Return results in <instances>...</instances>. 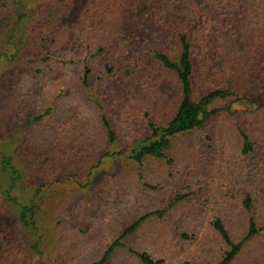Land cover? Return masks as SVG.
<instances>
[{
  "label": "rangeland",
  "instance_id": "1",
  "mask_svg": "<svg viewBox=\"0 0 264 264\" xmlns=\"http://www.w3.org/2000/svg\"><path fill=\"white\" fill-rule=\"evenodd\" d=\"M181 34L194 97L227 95L200 127L172 138L166 158L134 162L148 124L164 125L180 102L176 73L154 55L177 60ZM0 151L22 170L21 203L40 188L35 251L0 169V264H89L157 210L109 264H142L128 247L162 264H216L225 246L214 218L237 239L250 215L264 218V0H0ZM231 264H264V237Z\"/></svg>",
  "mask_w": 264,
  "mask_h": 264
},
{
  "label": "trees",
  "instance_id": "2",
  "mask_svg": "<svg viewBox=\"0 0 264 264\" xmlns=\"http://www.w3.org/2000/svg\"><path fill=\"white\" fill-rule=\"evenodd\" d=\"M180 42V52L177 60L171 59L166 53L156 51L154 57L161 65L176 73L181 89V99L174 115L164 124L158 125L149 123L150 135L133 147L129 152V157L137 163L142 162L147 157L166 158V151L171 145L173 137L186 133L190 130L200 127L205 120L216 113L217 109H209L210 104L218 98L226 97L225 90L220 88L211 89L200 97H194V87L192 81L193 61L190 42L185 34L178 36ZM89 69L86 67L83 73V81L87 84V75ZM103 127L106 130L110 143L117 140V135L113 130L110 122L105 116H102ZM253 149V143L246 134H243V153H248ZM122 155L123 153L120 152ZM0 169L9 176L8 187L4 190V198L11 207H16V218L18 224L28 232H33L34 241L31 248L36 251L38 244L37 237V203L36 198L40 188L37 187L34 195L28 203H21L15 194L18 181L22 176V170L16 166L11 155L0 151ZM252 197L250 194L245 195L243 206L247 211L254 208ZM256 208V207H255ZM162 210L153 211L140 217L133 224L125 228L123 233L109 244L101 256L89 264H109V259L113 252L125 246L123 239L138 228V226L147 218L152 216H161ZM212 228L216 231L225 246V251L220 260L216 264H231L242 253L244 245L248 242L264 237V218L257 213L250 215L248 225L245 232L237 239L234 238L229 231L228 225L221 217H216L211 221ZM187 237V235H185ZM128 251L134 254L142 264H162L161 259L153 258L149 253L137 251L128 247Z\"/></svg>",
  "mask_w": 264,
  "mask_h": 264
}]
</instances>
